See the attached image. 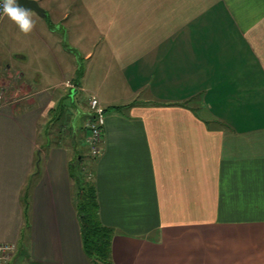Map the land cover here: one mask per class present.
Segmentation results:
<instances>
[{
  "label": "crops",
  "instance_id": "0c3cea01",
  "mask_svg": "<svg viewBox=\"0 0 264 264\" xmlns=\"http://www.w3.org/2000/svg\"><path fill=\"white\" fill-rule=\"evenodd\" d=\"M37 1L31 32L0 22L17 50L0 64L9 264H92L74 172L96 187L114 264H264V0ZM61 105L70 143L46 129Z\"/></svg>",
  "mask_w": 264,
  "mask_h": 264
},
{
  "label": "trees",
  "instance_id": "16d2710c",
  "mask_svg": "<svg viewBox=\"0 0 264 264\" xmlns=\"http://www.w3.org/2000/svg\"><path fill=\"white\" fill-rule=\"evenodd\" d=\"M58 112L54 114L50 125L53 121L63 120V116L67 112L65 106L61 105ZM63 122L61 125L66 124V122ZM48 128L49 126L46 127V129ZM83 129L85 130L86 126H83ZM70 134L73 135L72 132ZM50 141L53 142L54 140L50 139ZM56 141L59 142L60 140ZM78 168L81 172V167ZM73 176L79 187L76 197V207L81 225L84 250L92 264H114L112 258L114 230L104 225L100 220L96 187L90 180L82 179L79 172H74Z\"/></svg>",
  "mask_w": 264,
  "mask_h": 264
},
{
  "label": "built area",
  "instance_id": "2783aa9c",
  "mask_svg": "<svg viewBox=\"0 0 264 264\" xmlns=\"http://www.w3.org/2000/svg\"><path fill=\"white\" fill-rule=\"evenodd\" d=\"M3 0H0V22L6 15L2 9ZM72 82H67L71 85ZM4 94V87L0 82V104ZM90 112L87 124L88 129V142L91 147V154L97 157L101 153L102 138L104 126L106 124V110L100 98L97 95H91L90 99ZM17 250L14 243L0 242V264H9Z\"/></svg>",
  "mask_w": 264,
  "mask_h": 264
},
{
  "label": "rangeland",
  "instance_id": "374dc122",
  "mask_svg": "<svg viewBox=\"0 0 264 264\" xmlns=\"http://www.w3.org/2000/svg\"><path fill=\"white\" fill-rule=\"evenodd\" d=\"M42 20H45V18H43ZM11 44L12 43L9 42V39H7L6 37L5 38L0 37V62H1L0 64L1 65H3L4 62H6V64L15 62V58L17 57V52H16L17 50L16 49L14 50ZM12 73H14V71ZM28 75L31 78H33L32 72L28 73ZM88 96H89L88 93H84L85 98H88ZM68 103H70V101ZM89 108H90V102H89ZM66 111L67 112H65L62 121H56L53 124H51L50 127L48 128V134L51 136V139L54 141L63 140L67 143L71 142L70 129L69 127H66V128L64 127L68 126L67 124L71 123L73 113L69 109H66ZM63 121L66 122L67 124L61 125Z\"/></svg>",
  "mask_w": 264,
  "mask_h": 264
},
{
  "label": "clouds",
  "instance_id": "9594fccd",
  "mask_svg": "<svg viewBox=\"0 0 264 264\" xmlns=\"http://www.w3.org/2000/svg\"><path fill=\"white\" fill-rule=\"evenodd\" d=\"M2 9L21 32L27 34L34 28L35 21L32 19L31 11L17 4L16 0H3Z\"/></svg>",
  "mask_w": 264,
  "mask_h": 264
},
{
  "label": "water",
  "instance_id": "95a60500",
  "mask_svg": "<svg viewBox=\"0 0 264 264\" xmlns=\"http://www.w3.org/2000/svg\"><path fill=\"white\" fill-rule=\"evenodd\" d=\"M17 4L20 6L29 9L30 11H35L42 16H46L45 9L40 5L37 0H16Z\"/></svg>",
  "mask_w": 264,
  "mask_h": 264
}]
</instances>
